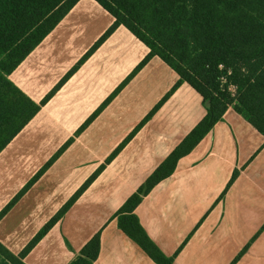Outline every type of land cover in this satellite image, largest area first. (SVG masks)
<instances>
[{"label":"crops","instance_id":"0c3cea01","mask_svg":"<svg viewBox=\"0 0 264 264\" xmlns=\"http://www.w3.org/2000/svg\"><path fill=\"white\" fill-rule=\"evenodd\" d=\"M113 21L96 0H79L9 75L35 102L49 96L0 152V211L15 199L0 218L4 246L20 253L46 224L24 233L32 215L20 207L22 202L36 204L35 198L28 191L17 201L21 191L9 200L28 177L21 167L33 150L46 147L52 131L66 130L60 148L65 149L95 126L86 149L94 154L95 167L101 164L82 195L66 202L71 203L64 214L25 255L26 264H68L97 232L100 252L92 264H156L113 216L205 116L206 108L187 82L171 91L179 76L158 56L130 77L149 48L123 25L94 46ZM88 98L95 104L73 128L67 127L70 111ZM181 102L187 106L184 115L178 111ZM98 200L101 214H91L79 228L69 226L79 205L87 212ZM134 212L173 264H264V135L228 107Z\"/></svg>","mask_w":264,"mask_h":264},{"label":"trees","instance_id":"16d2710c","mask_svg":"<svg viewBox=\"0 0 264 264\" xmlns=\"http://www.w3.org/2000/svg\"><path fill=\"white\" fill-rule=\"evenodd\" d=\"M78 1L0 0V152L48 98L35 102L9 75ZM96 1L114 21L94 46L123 25L149 48L130 77L151 57L158 56L179 76L171 91L187 82L201 95L206 108L205 116L113 216L119 229L156 264H173L172 257L166 256L150 239L135 208L159 181L174 172L178 160L223 119L228 107L233 106L264 135V0ZM14 202L15 199L0 211V218ZM70 203L20 253L14 254L0 242V264H26L25 255ZM99 252L100 232H97L68 264H92Z\"/></svg>","mask_w":264,"mask_h":264},{"label":"rangeland","instance_id":"374dc122","mask_svg":"<svg viewBox=\"0 0 264 264\" xmlns=\"http://www.w3.org/2000/svg\"><path fill=\"white\" fill-rule=\"evenodd\" d=\"M105 32L103 34H105ZM48 96L49 95H46V98ZM94 104L92 99L88 98L80 106L71 110L69 113L70 116L66 122L67 127L73 128L79 119L81 121L87 115ZM186 109L187 106L185 103L181 102V104L178 105V111H180L181 114L183 113L182 115H184ZM109 115L110 111H107L105 117H109ZM95 133L96 130L94 126L83 135L81 142H76L72 147L67 146L65 149H60L63 145L61 142L66 137V130L58 128L49 134V139L48 142L45 143L46 147L44 149L37 148L33 150L31 159L21 167V172L28 174V177L24 184L9 200L10 202L21 191L22 193L17 198V201L28 191L30 194L29 196H33V199L35 198L36 204L30 202L24 205L22 202L20 207V210L28 209L32 215L30 222L27 224L25 221V224H23V226L27 224L23 229L24 233L37 224H40V229L51 217L62 209L63 205L69 199L70 201L78 199L100 173L101 164L95 167L97 164L95 156L86 149L88 144L91 143L89 140L90 135H95ZM42 168L43 171L36 180L34 176ZM40 178L43 179L34 187V184ZM77 183H79L78 187L73 190V187ZM27 199H25V201ZM93 199H96V197H90V200ZM27 201H29V199ZM98 203L99 200L96 204L88 205L87 212L86 210H82V205H79L71 214L69 226L71 227L73 225V229L79 228L83 226L88 216H91V214H101V212H98ZM79 214L80 216H78ZM57 229L59 230L60 228Z\"/></svg>","mask_w":264,"mask_h":264}]
</instances>
